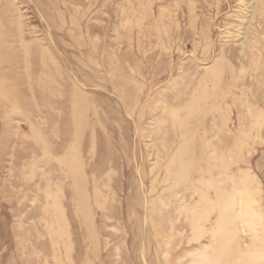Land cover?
<instances>
[{
  "label": "rangeland",
  "instance_id": "374dc122",
  "mask_svg": "<svg viewBox=\"0 0 264 264\" xmlns=\"http://www.w3.org/2000/svg\"><path fill=\"white\" fill-rule=\"evenodd\" d=\"M196 1H197V3H199V6L195 10L196 18L199 21H204V22L210 23V24H207L208 30H211V32H210L211 35H209L210 38H212L214 40L217 39L221 43H223V42H225V40H227V41H231V42L236 41L239 44V43L244 42L246 40L247 42L257 43L260 46H264V21H262L261 23H255V24L251 23L250 24L251 15H252L253 10H254L253 3L251 0H221L219 2L221 4L220 9H222V10L219 13H217L218 12V10H217L218 5L216 3H212V5L209 6L210 12H208L205 8H202V6H201V2L203 0H196ZM4 2H7V0H1V2H0L1 10L4 7V4H3ZM8 2L11 3L10 14L13 17V23H12L13 27L12 28H18L19 27L17 20H18V22L19 21H21V23L23 22L24 25L21 23H19V24H20L21 28H22V25H23V27H25V28H22V31H23L22 34L25 36V43L30 44V41H31L30 45L33 46V51L31 52L32 56L31 55L27 56L24 53H22V50H23V48L21 47L22 42L20 43V42L15 41V43H14V41H13V43L11 44V43L3 40L4 38L2 37V34L0 36V46L2 47V48L0 47V49H1L0 53L5 55L3 45H4V43H6L5 47H8L6 49L9 50V48L11 47L12 52L15 53L14 59L20 60V61L16 62L18 65L20 64L19 68L14 63H10L9 61H8L9 63L5 62V60H4L5 56H2V58L3 57L4 58H3V61L0 62V84H2V82L5 79L6 80L9 79V81H10V78H11V82H9L10 83L9 85H8V81L6 82V80H5V83H7V84H5L6 85L5 88H4V83H3V85H1L2 87L0 86L2 88L0 90V92L2 90L5 91L6 89L8 91V89H9L8 93H7V91H5L6 92L5 97H8V99L7 98L5 99V97L3 98V95L5 94V92H3L2 94L0 93V104L2 103V100L4 101L2 103L4 106H2V104L0 105V206H1L0 212H2V213H0V264H68V262H69V264H153L154 262H155L154 264H176V263L184 264V262H185V264L186 263L187 264H209V263L210 264H229L230 262H234V264L235 263L240 264L241 259H237V261H236V259L233 257L234 255H231V254H233L232 252H229V251L226 252L224 250V248L222 246L223 241H221L222 239H217V238H219L218 234H216V233L212 234V238H211L212 241H211L209 239V237H211V235H206L207 237L206 236L205 237H197L194 235L193 231L190 230L189 228H188L189 230H187V229L183 230V229H179V228L173 229L170 226V218L175 219V224H178V222L179 223L183 222L184 218H182V217H184V212H186L188 209L191 210L190 213L194 212L197 209V207L199 209L200 206L197 205L198 201H196V200L200 199L203 196V193H202V191L200 192L201 194L199 193V191L201 189H195L194 187H188V186H190L189 184H187L188 186L186 185V187H185V185H184V187H180V185H179V187L170 185L173 182V178L171 176H169L167 166H165V164L167 165L166 162L168 161V159L170 157L168 158V157L164 156L163 158H160L161 164H159V161H157V159L159 160L158 157H160L158 154L159 147L157 150V147L155 146L156 141H155V138L153 135V129L157 127L156 121H157L158 117L159 118L162 117L165 113V111L163 109V105L171 102V100H172V96H173L172 91H173L174 85H176L178 83V81L180 82L181 77H183L185 74V73H183L180 65L185 64V63H192V62L187 60V57H193L195 55L192 52L193 46H191V44H188V51L185 53V52H181L179 50V48H178L179 43L178 44L173 43V45L176 46L175 48H173V46H172L173 54L171 53V49H167L165 56H164V53H162L163 57L161 59H159L160 57L155 58L154 54H157V53H152L150 51V45L152 44V47L154 49H160V45H161L160 40H159L160 38L156 34V33H158V31L157 30L154 31L155 35H153V36H157L156 39L153 38L152 41H154V42L151 43L150 41L147 40L148 36L151 35V33H148L149 30L147 28H150L151 25H154L153 21L155 19L150 20V21H148L147 19H143L140 15L142 13V11H141V8L138 7V3L136 5L138 15H136V16L133 15L130 12L129 8L127 6H125L130 2L128 0H98L94 4L93 7H90L89 9H87V12L85 13V15L81 17L83 22L79 21L78 25L67 23V20L64 23L60 24V21H56L57 20L56 18H52V21H54L53 26H54V24H55V26L56 25H58V26H56L57 28L54 26V29L52 31L48 30L52 33L51 35H49V32L47 30L45 32V29L47 27L46 25L48 23H47V21H45L43 19V17H41L40 13L38 12V9H36L35 4L37 2L35 0H8ZM106 2L110 3V9L108 10L109 12H107L106 8H105V5H107V4H105ZM156 2L158 5V9L161 12H163L164 14H168L167 16H163L166 21L170 18L171 13L176 17H179L181 14H183L182 10H180V9H176V10L170 9V7L168 5H170L172 2H174L173 0H167V1L156 0ZM179 2L182 3V2H185V0H176V3H179ZM242 10H244V12L246 13L247 18L243 19L242 17H240ZM123 11H125V12H123ZM128 13L130 14V16H128ZM108 15L110 18L108 17ZM174 16H173V18H174ZM0 17L2 18L3 16L0 15ZM0 20L2 22V19H0ZM69 20L70 19H68V21ZM107 20H111V24L113 25V28L109 31L106 39L105 40L103 39V45H102L101 44L102 40H100L101 39L100 35H101V33L104 32V28L102 26H104L105 21H107ZM1 22H0V24H2V25H0V27L2 29L4 22H2V23ZM57 22H58V24H57ZM86 23L88 25L89 24L92 25V23H93V25H96L98 27L96 29V31L95 32L93 31V34L91 33V35L89 34V36H88V34L86 35L85 32H80V30H79V29L83 30V28L85 26H82V25H85ZM68 24H69V27H68ZM70 25L73 27H71ZM76 26H77V29H76ZM67 27H68V29H66ZM74 27H75V29H74ZM257 27H259V33H258V35H255L254 29ZM58 28H60V29L56 30ZM1 29H0V32L2 33L3 29L2 30ZM221 30H222V32H221ZM69 31H71L72 33L74 32L73 35L70 36L71 32H69ZM78 31H79V33H78ZM94 33H96V34H94ZM60 34L62 35L63 38L60 37ZM74 34H75V37H74ZM79 35H81V36H79ZM84 35L87 36L89 39L91 37L92 41H94V42H97L95 39L99 40L98 41L99 44H101V46H103L100 49L99 53L96 52V54H99V57H101L102 54H106L110 51L109 53L111 56V70L108 71L107 67L104 68V67H101L100 65L96 66V65H94L95 60L92 61V58L89 59V57H88L89 52L88 51H91V49L89 48L90 49L89 50L87 47H85L86 50L84 49V47H83V44H85V41L83 39ZM72 36L76 39L75 41H73L74 39L71 38ZM76 36H78V37H76ZM229 36H230V38H229ZM1 37L3 39H1ZM93 37H94V39H93ZM81 38H82L83 44L81 42ZM124 38H126L125 41H127V39L129 41L125 43ZM43 39H44V41H43ZM250 39L252 41H250ZM37 40H38V42H37ZM70 40H71V42H70ZM26 41H28V42H26ZM34 41H36L35 42L36 46H35ZM67 41L70 43H68ZM72 41L74 43H72ZM76 43H78L79 45ZM131 43L134 45H132ZM9 44H11L10 47H9ZM127 44H128V46H127ZM75 45H76V47H75ZM37 46L39 47V49H37L38 48ZM47 47H49V48H47ZM78 47H79V49H78ZM35 49H37L39 51V53ZM107 49H108V51L106 52ZM128 49H129V51H128ZM17 50H19V51H17ZM34 52H35V54H34ZM74 52H79V53L77 54ZM128 52L133 53V55L131 56V54H130V56L134 60V63H135L134 68L132 67L133 65L129 64V66H128V62L130 60V58L127 54ZM36 53H37V55H36ZM40 53H41V55H40ZM139 53H143V54H139ZM79 54L82 55V59H80L81 56ZM55 55H56V57H55ZM112 55H113V57H112ZM145 55H146V57H145ZM30 56H31L30 61H32V59L34 61V57H35V59H43L46 62V64L42 60V66H43V64H44V66L46 65L44 68L47 69V71L46 70L43 72L41 71L42 74H40L39 71L33 70V67H31L32 69L30 68L28 71L26 65H23V64L25 63L24 60L26 61L27 59H29L28 57H30ZM48 56H49V58H48ZM52 56L55 57L54 58L55 61L51 60ZM61 56H62V58H61ZM73 56H75V57H73ZM136 56H138L139 59ZM22 57H24V58L22 59ZM36 57H38V58H36ZM78 57H79V61L75 60V58L78 59ZM148 57L152 58L151 63L147 62ZM0 58H1V56H0ZM47 58L52 63L49 60L47 61ZM125 58L128 61L124 60ZM163 58H165L166 62H167L166 67H165V71L163 70L162 72H160L161 74L155 75L154 69L156 70V68L161 67V66H159V63L161 62V60ZM123 60H124V62H123ZM212 60H213V57H210L209 59L206 58L205 60L198 59L196 65H198L200 62V67H198L199 69H202L203 67L204 68L210 67L212 64ZM6 61H7V59H6ZM125 61L127 62L126 64H125ZM182 61H183V63H182ZM47 62H50L51 64L54 63V65L56 66L55 67L56 69H54L53 65H52V68H50L51 64L49 65ZM56 62H58V63H56ZM144 62L146 64V66H145ZM76 63L77 64L79 63V64L77 65ZM141 63H142V66H140ZM11 64H14V66ZM61 64H63V66ZM112 64H114V65H112ZM32 65H33V62H32ZM81 65H82V67H81ZM15 66H17V67H15ZM33 66L37 67L36 65H33ZM60 66H62L63 69ZM13 67H15V68H14L13 73H12ZM46 67H48V68H46ZM92 67L95 69V71L93 70ZM112 67H114V68H112ZM125 67L126 68L128 67V70L125 71V69H126ZM119 68H121L120 71H119ZM141 68H142V72H143L142 75L140 74V73H142ZM15 69H16V71H15ZM50 69H51V72H50ZM134 69H135V71H134ZM132 70H133V72H135L134 74L137 73V75H133ZM168 70H170V71H168ZM18 71H19L20 77L22 76L23 71H24L25 75H23L21 78H19L18 77L19 74L16 73L15 74L16 77L13 76L14 73L18 72ZM30 71L33 73H31ZM53 71H55V74L58 72H60V73L55 75ZM112 71L116 72L118 76H121L124 79H126L127 77H130L128 79V81L125 83H124V79L119 80V82L121 81L120 91H113L110 88L112 81L117 80L118 78H121V77H116L117 75H113ZM123 71H125V72H123ZM130 71L132 72L133 76L130 75V73H131ZM27 72H29V73H27ZM47 72H49V73H47ZM127 72H129V74ZM38 73H39V75H38ZM50 73H52V74H50ZM10 74H12V77H10L11 76ZM30 74H31V76H30ZM34 74L37 75L36 78H34V76H33ZM59 74H60V76H59ZM52 75L59 76L60 78H62L61 79L62 83H60L59 77H58L59 80H57L58 78L55 79V77L54 76L52 77ZM126 75H127V77H126ZM38 76H40V77L38 78ZM43 76H45V77H43ZM63 76L67 77V78H63ZM90 76H91V78L93 76V79L95 78V80L98 83L96 81L95 82L92 81L93 79L92 80L90 79L88 81V79H89L88 77H90ZM135 76H136V78H135ZM101 77H102V80H101ZM155 77H158V78H155ZM12 78H13V80H12ZM27 78L29 79V81ZM14 79H16V80H14ZM23 79H25V80H23ZM41 79H43L42 81H44L45 83L48 82V84L50 86H53L54 89L56 87L57 92L55 93L56 90H54V89L52 91L47 89L49 87L47 84L46 85L44 84L43 86L45 88L41 89L38 93L33 88H31L32 85H34V88H36L35 83L38 84L39 81L42 82ZM241 79L245 82V84H243V85H246V86L249 85L251 87V90L249 91L250 96L252 97V95L255 94L258 97V102H256V104L261 106V109L259 112L260 117L257 120H259V121L263 120L264 119V101H261L260 97L262 95H264V80H262V77H241ZM26 80L29 83H27ZM36 80L38 82H36ZM65 80H67L68 82L67 81L65 82ZM74 80L76 82V85L78 84L77 86L74 84V82H73ZM174 81L177 83L175 84ZM12 82H14V83L16 82L17 85L12 83ZM24 82L26 85L24 84ZM32 82H33V84H31ZM64 82H65V84H64ZM85 82H89V83L86 84ZM11 83L13 84V87H12ZM99 83H101V85ZM57 84H59V85L63 84V85L59 86ZM80 84H82V86ZM22 85L23 86L25 85L24 86L25 88H23V90L26 89L25 90V96H24V94H22V93H24V91H22V87H23ZM171 85H172V88L170 87ZM243 85L235 86L234 88H232L228 92V94L226 96H224V100H223V104H222L223 107H226V109H227L228 107L232 108L233 105L235 106L233 109H231V111H229V115L226 117V119L224 118L223 113L221 112L222 111V109H221V110H216V111H218L216 113V115L214 116L212 114L213 116L211 115V117L207 121H205V127L207 126L208 123H210L213 125L211 128L220 127V124H222L223 128H218V130L217 129L208 130L206 127L205 130H206V132H209V133L217 131V133H219L220 136L225 135V136L231 137L232 140L229 143H227L226 147L224 145L221 148L220 153L223 154L226 151H228L227 147L230 146V150L232 152L228 151L229 153L227 154V158L229 161H233V162H234V159H236L234 162L235 168L232 169L230 174H232V172L238 173V175H239L238 180H239L240 186H244V188H243L244 191L250 190L253 193H256L258 195V198L261 201L260 204L262 206H261V212L258 215H256L255 219L257 222H259L261 224L260 235L264 236V142H262L260 140V139H264V129H262L261 136L258 139L255 138L257 136V132L256 133L253 132L252 135H250V136H249V132L245 133L244 138H246V140H243V143H242L243 146H241V152H240L239 156L232 157V154L236 151L235 146L237 145L236 143L233 142L234 141V133L237 132L236 130H240V129H243L244 127H246V124L248 123V118L250 117V114L253 113L252 111H250V107H248L246 104L241 103L242 91L244 89ZM19 86H20V88H19ZM29 86H30L31 90H30ZM103 86H106V87H103ZM72 87H73V89H72ZM74 87L75 88L81 87L82 90L85 91V89H86L87 92L93 90L95 93L99 94L101 99L99 98V95L96 94V96H98L96 98L97 99L99 98V100H97L98 105H100V106L103 105L104 107L103 106L102 107L104 109L107 105L108 111H110L112 108V113H114V115L118 118V120L112 119L113 124H112V122L110 123L111 128H110V132L108 133L109 136L107 137V140L111 144V146H112V143H114L112 149L114 148V145H115V149H113L112 151L114 153L113 155L116 157L115 165H116V167H118L119 172L117 173V175L112 177L115 181L111 178L108 182H110V184L113 185V190L115 189L116 192L118 193V194H116V192L114 190L113 196L115 198V201H118L116 203H117L119 210L117 209L115 212V209H113L111 207V205L109 204L108 209L106 207H104V209H107V211L110 212V213H108V212L106 213V211L103 210L102 206H95L96 207V208H94L95 212L93 209L91 211H87L88 213L87 212L86 213H84V212L80 213L79 216L77 217L75 215V213L78 214L77 213L78 209L75 208L76 206L74 205L72 208L69 207L70 214H71L70 219L73 223V229L75 231L74 235L72 236V239H70L69 237L67 239H61L60 243L59 244L57 243V245L60 247L56 248L53 251L51 239L49 237V236H51L52 224H49L50 215L45 213V209H44V207H45L44 201L48 200V202H49V198L52 199L51 198L52 196L48 195L49 194L47 191L48 187H46V188H44V187H45V185L47 186L51 182H52L51 184H53L54 188H57V183H58V185H61L62 183H65V180L67 183L69 181V178H68L69 174L64 169V165L61 163L57 164L55 162H51V164H50V162H49V165H48L49 167H48L47 166L48 162H47V164L45 165V162H46L45 160H47V159H45V155L39 151V148L41 149V147H42L41 144L44 146V144L48 143L45 140L46 138H47V140H49V139L52 140L51 137H53L54 141L53 140L52 141L49 140V141L52 144L54 143L55 147H53L54 145L51 147V145H52L51 143H49L48 145L51 144L50 147L56 151V153H54V154H57V156L59 155L58 147L60 146V144L62 142V140H60V139H61L62 134H63V132H62L63 131V125L65 124V121L61 122V114H62L63 107L65 108L68 105V104L62 105L63 103L61 102V98L64 96L63 94H66L65 92L74 91L75 90ZM83 87L85 89H83ZM17 89H19L20 93H18ZM45 89H47V92L49 91L48 96H51V98L48 97V98H50V99H48L49 101L47 100V97H45L47 95V92ZM108 89H109V91H108ZM63 91H64V93L58 94V93L63 92ZM127 91H129V92H127ZM42 92H43V94H42ZM69 92H67V93H69ZM118 92H122V94L120 93V95H119ZM130 92H131V96H129V94H128ZM159 92H163V93L161 94ZM165 92H166V94H167V92L170 93L171 97H168L165 94ZM27 93H28V96H27ZM35 93H37L38 97H35L36 96ZM54 93L56 94V97L54 96ZM155 93L157 96H155ZM158 93H159V95H158ZM21 94L23 95V98H22ZM32 94H33V98L35 99V100H33L35 104L32 101L33 98L31 99ZM108 94L110 95V97L108 96ZM132 94H133V96H132ZM10 95H12V96H10ZM13 95H15V97ZM29 95H30V97H29ZM126 95H127V97L129 96L131 98V101L133 100L132 103L130 102V98H127ZM153 95L155 97H153ZM105 96H107L109 99L111 98V100L109 101L108 98ZM24 97H28V101L26 100V102H28L27 106H25L23 104V102L25 101ZM58 97H59L60 102H58V99H57ZM18 98H20L19 99L20 101H18ZM93 98H94V96H93ZM21 99H24V100L22 101ZM65 99H69V97L68 98L65 97ZM112 99L115 100V102ZM126 99H127V101H125ZM153 99H155V101ZM243 99H244V97H243ZM41 100H43V101H41ZM73 100H72V102H73ZM5 101L6 102L9 101V103H7V105H6ZM101 101H102V103H101ZM108 101H109V103H107ZM117 101L119 104L117 103ZM128 101H129V103H128ZM10 102H12V103H10ZM17 102H18V105H17ZM29 102H32L34 104V107L35 106L36 107L33 108L32 103H29ZM42 102L43 103L45 102L46 107H44L45 105L41 106ZM55 102H56V104H55ZM72 102L70 101L69 105H70V103H71V105H73L75 103V101L73 103ZM99 102H100V104H99ZM124 102H127L126 105L124 104ZM133 102H135V104ZM48 103H50V104H48ZM58 103H60V105H57ZM130 103H131V105H130ZM19 104H20V106L22 104V106H21L22 110L23 109L25 111L27 110L26 113L23 114L22 113L23 111L21 109H19L20 111L17 110L16 106L20 107ZM29 104H31V106H32L31 111H30L31 106H29ZM39 105L41 108H39ZM127 105H130V106L134 105L133 109H129L130 107ZM47 106L50 108H53V106H56V109H51V111H50V108L48 109ZM58 106H59V109H58ZM61 106H62V108H60ZM108 107H109V109H108ZM113 107L115 108L116 111L114 110ZM8 108H9V110H8ZM11 108H12V110L15 111L13 113V115H12L13 111H11ZM142 108H143V110H141ZM33 109H35V110H33ZM145 109H148V110H145ZM56 110H57V113H56ZM118 110H119V112H118ZM44 111H45V113L43 114L42 112H44ZM46 111L47 112L50 111L49 113H51V114L49 115V113H46ZM58 111H60V116H59ZM142 111H143V113H142L143 118L142 119H145V120L138 121L137 116H139V114ZM235 111L238 112V115L241 116V119H238L236 117L237 112H235ZM10 112H11L10 117H12V119H10V117H9ZM16 112H20V114L16 113ZM35 112H36V115H35ZM27 113H28V115H26ZM31 113H32V115H31ZM145 113H147V114H145ZM21 114H23L24 116H22ZM45 114H46V116H45ZM121 114H122V117H121ZM144 114H145L146 118H145ZM54 115H55V117L52 118ZM117 115H119V117ZM43 117H45V118H43ZM56 117L58 119H56ZM120 117L122 119H124L123 124H122V120L119 121ZM27 118H28V120H27ZM24 119H26V120L24 121ZM55 120H56L57 124H56ZM116 121H118L119 125H117L118 123ZM41 122H43V123H41ZM141 122H143V124ZM126 123H128L129 125ZM44 124L46 125L45 127H44ZM120 124H121V126H120ZM124 124H126V125H124ZM225 124H227V125H225ZM38 125H40V127ZM52 125L54 126V128H52L53 127ZM59 125H60V128H59ZM35 126H38L39 129L36 128ZM56 126H58L57 127L58 129H55ZM51 128H52V130H49ZM32 129H33V131H32ZM59 129H61L62 131L61 130L58 131ZM120 129H121V132H120L121 134L119 133ZM127 129H128V131H127ZM35 131L36 132L39 131L38 132L39 135ZM40 131H43V137H42V133ZM47 131L52 132L51 134L48 132L49 135H51L50 138L47 136L48 133H46V134L44 133ZM201 131H204L203 128H201ZM34 132L36 135H34ZM59 132L62 134L61 135L58 134ZM44 134H45L46 138L44 137ZM25 135H28V136H25ZM253 135H255V136H253ZM39 136H41L43 139L45 138L44 141L46 143L43 142V139L41 142V140H40L41 137L39 138ZM252 136H253V139H252ZM28 137H30L29 140H28ZM33 137H36V138L38 137L39 140L36 141L37 139L36 138L33 139ZM65 137H66V135L63 136V140L65 139ZM33 140H34V142L35 141L38 142L37 145L35 144L36 142L35 143L33 142ZM39 141H40V143H39ZM32 142H33V144H32ZM105 142H107V141H105ZM26 143H28V144H26ZM30 143L32 145L35 144L34 148H37V150L35 149L36 153H34L35 151L33 149V146H31ZM99 143L104 144L103 140H101V142H99ZM29 146L31 147V148H29V149H31V152L29 149H27ZM43 148H45V146ZM122 148H124V149H122ZM37 151H39V152H37ZM124 151H127V153H125ZM116 152H119V153H116ZM31 153H34V155L36 154L35 156H33V160L35 158L34 163H32L33 160L30 159V158H32V155H33ZM217 153H219V148L215 149V153H214L215 157H216ZM103 155H105V153H103V152L101 153L100 151L97 154L98 158L102 157ZM24 158H26L25 159L26 161L24 160ZM215 159L220 160V159H218V157ZM29 160H32V161L30 162ZM27 161H28V163H27ZM32 164H34L35 166ZM123 164H124V167H122ZM141 164H142V166H141ZM158 165H160V166H158ZM56 166H57V169L60 168L59 169L60 172H56V171H58L56 169ZM29 167L30 168L33 167V168H31L32 171L30 170ZM54 167H55V169H54ZM143 167H145V168H143ZM158 168H159V170H158ZM45 169H47L48 171H46ZM63 169L65 172L63 171ZM215 169L224 172V167L221 166V164L216 166ZM33 170H35V172H33ZM122 170H123V172H122ZM53 171L55 173V176H53ZM62 171L65 173V174L63 173L64 176H62L63 174H61ZM144 171H146V173ZM47 173L50 174L49 175L50 177L48 176L49 177L48 179H47ZM115 173H113V174H115ZM35 174L37 175L36 176L37 180L34 178ZM38 174H41V175L39 176ZM230 174L228 175L229 177H231ZM30 175L32 177H30ZM164 176H165V178H164ZM63 177H64V180H63ZM51 178H53V179H51ZM132 178L134 179V181ZM193 178H195L198 182H203V180L199 181L200 178H197V177H192L191 178L192 181H196ZM42 179H43V181H42ZM44 179L46 181H44ZM49 179L51 182L48 181ZM112 180H113V182H111ZM131 180H132V182H131ZM31 181H32L33 186H30ZM227 181H228V179H225V180L222 179L221 183L218 182L217 185L219 187L220 186L223 187L224 184L227 183ZM46 182H49V183H46ZM129 182H130V184H129ZM168 182H170V183H168ZM131 183H132V185H131ZM244 184H247V185L245 186ZM129 185H130V188H128ZM228 185H229V183H228ZM228 185L226 186V188L223 189L222 194H224V195L228 194L229 188H230ZM29 186H30V189H29ZM124 186H126V187H124ZM140 186H141V188H140ZM172 186L174 187V189H173L172 193L171 192L169 193V191H171L170 189L173 188ZM31 187L32 188L34 187L36 189H34V188L31 189ZM132 187H133V189H132ZM175 188L176 189L178 188L179 191L175 192L176 191ZM105 189L106 190H104V191H108L109 187L106 186ZM130 189H131V192H128V190H130ZM190 189H193L191 191L194 193H191V191H189ZM163 191H165V193ZM161 192L163 193L162 195H161ZM173 192H175V193H173ZM110 193H111V191L108 193L106 192L107 195H105V192L103 194L105 196L110 197V195H109ZM112 193H113V191H112ZM128 193L130 194V196ZM166 193H168V196L166 195ZM67 194L64 195L63 197L68 199L69 201H71V203L72 202L77 203V200L75 197H73V195H69V193H67ZM142 194H144L146 197L144 195L142 196ZM169 194H170V196H169ZM198 194H200V196ZM46 195H47V197H46L47 200L44 197ZM212 195L214 197H216V199H217V196L215 193H212ZM198 196L200 198H198ZM168 197H170V199ZM41 198L42 199L44 198L43 199L44 201ZM94 198L95 197L93 195L90 196V200L93 203H94ZM137 198H139L138 200H139V202L141 201V203H139L138 200H136ZM162 199H164V200H162ZM68 200H66V201H68ZM126 200H127V202H126ZM152 200H153V204L151 202ZM172 200L173 201L175 200V205H174V202H172ZM217 201L220 202L221 198H219ZM50 202H51V200H50ZM133 202L135 203V205ZM157 202H160V204H158ZM240 202H241V200H236L234 203L236 213L233 212L234 213L233 219L236 221H235V224H233V225L236 226V229H237V235H236V239L234 241V247H236V248L241 247V248L246 250L249 248V246L253 242V239H251V237H253V234L251 232V227H249L247 223L239 222V221H241V219L239 217H237V214H239ZM130 203H131V205H130ZM169 203H171V204H169ZM176 203L178 204V206H176ZM49 204H51V203H49ZM137 204H139V205H137ZM94 205H95V203H94ZM133 205H134V207H133ZM190 205H192V208ZM33 206H34V209H33ZM128 206H129V208L127 209ZM171 206H172V208H171ZM46 207H47V205H46ZM131 207H133V208H131ZM217 207H218V209H220L219 206H217ZM217 207L215 209H213L214 215H213V212H211V214H210V216H211L210 222L211 223L210 222L206 223V227L208 230L210 229L211 226H212L211 229H218L219 228V224L216 226V224L218 222L215 220L217 218V215L220 213L221 209L218 210ZM1 208H4V209L1 210ZM200 209H201V207H200ZM96 210H98V211L96 212ZM157 210H158V212H156ZM34 211L36 212L35 217H33V213H32ZM117 211L119 212V214ZM187 212H189V211H187ZM155 213H158V214L160 213V214L156 215ZM162 213H165V214L167 213V214L165 215ZM110 214L111 215L114 214L113 215L114 217L111 216ZM129 215H130V220L128 219ZM152 215L156 216L154 218L155 220L152 219L153 221L152 222L150 221V225L148 226V224L146 223L147 218L151 217ZM73 216H74V220H73ZM86 217H89V218L92 217L94 219V221H95L94 228L93 227L87 228L86 223H88L89 220ZM118 217H120L119 220L117 219ZM131 217H132V220H131ZM158 219H159V222H158ZM134 220H135V222H134ZM137 220H138V222H136ZM140 221L142 222V224ZM156 222H158L159 224ZM131 223L133 224V226ZM46 224H47V226H46ZM118 224H120L121 227ZM139 224H140V228L137 227V225H139ZM154 224H155L156 230L154 229L155 227H153ZM211 224H213V225H211ZM135 225H136V228H135ZM162 226L165 228H163ZM122 227H124V228H122ZM125 228H127V229L124 230ZM139 229H141V231L143 233L137 234V232H139ZM163 229L165 232L167 231L166 235H165L167 240H165V237L163 236L165 234ZM166 229H169V231ZM77 230L80 231V234H79V231H77ZM84 230H85V232H84ZM175 230H177V233ZM124 231H125V236H123ZM126 231H127V233H126ZM154 231L157 233L158 237H156V234ZM182 231H183V233H182ZM186 231H188V232H186ZM121 232H122V234L120 235ZM180 233H181V235H180ZM141 234H142V237H140ZM171 234H172V236H171ZM183 235H184V237H183ZM85 236H86V238H85ZM96 237H97V239H96ZM159 237H160V239H159ZM185 238H186V242H185ZM152 239H153V241H152ZM138 240H139V243L136 244L138 242ZM193 240H195V241H193ZM68 241L71 242V244H72V247L69 248V250L67 249V244L69 243ZM157 242H158L159 246L156 244ZM263 242H264V239H263ZM218 246H221V247H219V250L217 249ZM263 247H264V245H263ZM137 248H139V250ZM141 251H143V252H141ZM154 251H156V252H154ZM175 252H176V254H175ZM55 253L57 256H55ZM140 253H141L142 257L140 256ZM166 254H168L167 255L168 258L167 257L165 258ZM154 257H156L158 259V261H156L157 259L155 260ZM204 257L208 258L209 263L207 261H205V262L202 261V260H204ZM64 258H66V259H64ZM63 260L66 262H62ZM164 260H167V261H164ZM54 261H55V263H54ZM188 261H190V262H188ZM261 263L264 264V258H263V260L259 261L257 264H261Z\"/></svg>",
  "mask_w": 264,
  "mask_h": 264
},
{
  "label": "bare ground",
  "instance_id": "6f19581e",
  "mask_svg": "<svg viewBox=\"0 0 264 264\" xmlns=\"http://www.w3.org/2000/svg\"><path fill=\"white\" fill-rule=\"evenodd\" d=\"M35 1L37 2L36 4L34 3L35 6H36V9H38V12L40 13L41 17H43V19L45 21H47V23H48L46 25L47 27L45 29V32H46V30L47 31L48 30L52 31L54 29L55 24L53 26L54 21H52V18H56L57 19L56 21H60V24L64 23L66 20H67V23H71V24H74V25H78L79 21L83 22L81 17L84 16L85 13L87 12V9H89L90 7H93L94 4L98 0H35ZM128 1H130V2L127 5H125V6H127L129 8L130 12L133 15H135V16L138 15L137 6H136L137 3H138V7H140L141 11H142V13L140 15H141V17L143 19H147L148 21L155 19L153 21L154 25H151L150 28H147L149 30L148 33H151V35H152V36L151 35L148 36V38H147L148 41H150L152 43V42H154V41H152L153 38L156 39L157 36L160 38L159 39L160 40V44H161L160 45V49H154L152 47V44L150 45V51L152 53H157V54H154L155 58L160 57L159 59H161L163 57L162 53H164V56H165L167 49H171V53L173 54L172 46H173V48L176 47V46L173 45V43H175V44L179 43L178 44L179 50L181 52H185V53L188 51V44H191V46H193L192 52H193V54H195L193 57H187V60L192 62V63L182 64L183 63V61H182V63H181L182 65H180V66L182 68L183 73H185V74H184L183 77H181V81L180 82L178 81V83H177V82L174 81L175 84L176 83L177 84L174 85V88H173V91H172V94H173L172 100H171V102L166 103V104L163 105V109H164L165 113H164V115L162 117H160V118L158 117V119L156 121L157 127L153 129V135H154V138H155V141H156L155 146L157 147V150H158V147H159L158 154H159L160 157H158L159 160L157 159V161H159V164H161L160 163V160H161L160 158H163L164 156L168 157V158L170 157L167 162L165 161L167 163V165L165 164V166H167L168 174H169V176H171L173 178V182L170 185L177 186V187H179V185H180V187H184V185H185V187H186V185L189 184L190 186L187 185L188 187H194L195 189H201L199 191V193L201 191L203 193V196L201 198L199 197L201 193L198 194L199 195L198 198H200V199L196 200V201H198L197 205H199L201 207V209H200V207H199V209L197 207V209L194 212H192V213H190L191 210L188 209L187 211H189V212H187V211L184 212V217H182V218H184L183 222H180V223L178 222V224H175V219H171L170 218V226L173 229L174 228H176V229L179 228V229H183V230L184 229H187V230L190 229V230L193 231L194 235L197 236V237H205L206 235H211V237H209L210 240L212 238V234L216 233V234L219 235V238H217V239H222L221 241H223L222 242L223 243L222 246H223L224 250L226 252L227 251L232 252L233 254H231V255H234L233 257L236 259V261H237V259H241L240 264H257L259 261L263 260V258H264V247H263V245H264V242H263L264 236L260 235L261 224L259 222H257L256 219H255L256 215H258L261 212V206H262L260 204L261 201L259 200L258 195L256 193H253L250 190L249 191L248 190L244 191V189H243L244 186H240V183H239V180H238V177H239L238 173L232 172V174H230L232 169L235 168L234 167V162L236 160V159H234V162H233V161H229L228 158H227V154L229 152H232L230 150V146L227 147L229 152L226 151L223 154L220 153L221 148L224 145L226 147L227 143H229L232 140L231 137L225 136V135L224 136H220L219 133H217V131L209 133V132H206V130H205L206 127H207L208 130H212V129L213 130L214 129L218 130V128H223L222 124H220V127L211 128L213 125L208 123L207 126L205 127V121H207L211 117L212 114L215 116L216 113L218 112L216 110H221V109H222L221 112L223 113V116L226 119V117L229 115V111H231V109H233L235 106L233 105L232 108L228 107L227 109H226V107H223L222 104H223L224 96H226L228 94V92L232 88H234L235 86L245 84V82L241 79V77H262V80H264V46H260L257 43L247 42L246 40L244 42L239 43V44L236 41H232L231 42V41H227V40H225V42L221 43L217 39L214 40V39L210 38L209 35H211L210 34L211 30H208V25H207V24H210V23L209 22H204V21H199L196 18L195 10L199 6V3H197L196 0H185V2H182V3H180V2L176 3V0H173L174 2H172L170 5H168L166 3L170 7V9H175V10L176 9H180L183 12V14H181L179 17H176V16H174L171 13L170 18L167 21L164 19L163 16H167L168 14H164L163 12H161L158 9V5H157L156 0H128ZM164 1H167V0H164ZM219 1H221V0H203L201 2V6H202V8H205L208 12H210L209 11L210 10L209 6L212 5V3H216L218 5V7L216 6L217 10H218L217 13H219L222 10V9H220V5L221 4H220ZM251 1L253 3L254 10H253V13L251 15L250 24L251 23H253V24L261 23L262 21H264V0H251ZM0 2H1V0H0ZM3 4H4V7L2 6L3 9L1 10V8H0V10H1L0 11V15L3 16V17L2 18L0 17V19H2V22H4V24H3V28H2L3 31H2V33L0 32V36L2 34V37L4 39L2 37H1V39H3L6 42H9L11 44L13 43V41H14V43H15V41L20 42V43L22 42L21 43V47L23 48L22 53H24L27 56L28 55L32 56L31 52L33 51V46L30 45L31 41H30V44H26L25 43V36L22 34V32H23L22 28H25V27H23V25H24L23 22L21 23V21L18 22V20H17V23H18L19 27L18 28H12L13 27L12 26L13 17L10 14V9H11L10 5H11V3H9L8 0H7V2H4ZM105 4H107V5H105L106 11L109 12L108 10L110 9V3L106 2ZM123 12H125V11H123ZM241 12L242 13L240 14V17H242L243 19L247 18L246 17V13L244 12V10H242ZM128 16H130L129 13H128ZM173 16H174V18H173ZM108 17H109V15H108ZM68 19H70V20L68 21ZM0 22H1V20H0ZM19 23L23 24L22 28H21ZM57 24H58V22H57ZM86 24L82 25V26H85L83 28V30L82 29H79V30H80V32H85L86 35L88 34V36H89V34L91 35V33L93 34V31L95 32L96 29L98 28L96 25H93V23H92V25L91 24H89V25L87 24L86 25ZM0 25H2V24H0ZM56 26H58V25H56ZM68 27H69V24H68ZM68 27L66 29H68ZM71 27H73V26H71ZM102 27L104 28V32L101 33V35H100L101 39L100 40H102L101 44L103 45V39L104 40L106 39L109 31L113 28V25L111 24V20L105 21V24ZM0 29H1V27H0ZM59 29L60 28H58L56 30H59ZM74 29H75V27H74ZM76 29H77V26H76ZM155 30L158 31V33H156L157 36H153V35H155V33H154ZM254 31H255L254 34L258 35L259 27L255 28ZM48 32H49V35L52 34L50 31H48ZM69 32H71V31H69ZM221 32H222V30H221ZM73 33L71 32L70 36L73 35ZM78 33H79V31H78ZM94 34H96V33H94ZM79 36H81V35H79ZM60 37L63 38L61 34H60ZM74 37H75V34H74ZM74 37L73 36L71 37V38L74 39L73 41L76 40ZM76 37H78V36H76ZM126 38H124V41H125ZM229 38H230V36H229ZM83 39L85 41V44H83L82 38H81V42L83 44L84 49L86 50L85 47H87L88 49L89 48L91 49V51H88L89 52L88 53V57H89V59L92 58V61L95 60L94 65H96V66L100 65L101 67H104V68L107 67L108 71L111 70V56H110V53H109L110 51L108 53H106V54H102V56L99 57V54H96V52L99 53L100 49L103 47V46H101V44H99V42H98L99 40L95 39L97 42H94V41H92L91 37L89 39L85 35H84ZM93 39H94V37H93ZM71 40H70V42H71ZM43 41H44V39H43ZM73 41H72V43H74ZM128 41L129 40L127 39V41H125V43L128 42ZM250 41H252V40L250 39ZM26 42H28V41H26ZM35 42L36 41H34V43ZM37 42H38V40H37ZM70 42H68V43H70ZM5 44L6 43H4V45H3L5 55L0 53V56H1L0 62L3 61L4 57L2 58V56H5V59H4L5 62L9 61L10 63H14L19 68L20 64L18 65L16 62L20 61V60L19 59H14L15 53L12 52V50H11V47H10L11 44H9V47H10L9 50L6 49L8 47H5ZM76 44H78V43H76ZM132 45H134V44H132ZM35 46H36V43H35ZM127 46H128V44H127ZM75 47H76V45H75ZM47 48H49V47H47ZM37 49H39V47ZM37 49H35V50L38 51ZM78 49H79V47H78ZM17 51H19V50H17ZM107 51H108V49L106 50V52ZM128 51H129V49H128ZM38 53H39V51H38ZM74 53L78 54L79 52H74ZM34 54H35V52H34ZM127 54H128V56L130 58V60L128 62V66L130 64V65H133L132 67L134 68V64L135 63H134V60L131 57L133 55V53L128 52ZM130 54H131V56H130ZM139 54H143V53H139ZM36 55H37V53H36ZM40 55H41V53H40ZM31 56L28 57L29 59H27L26 61L24 60L25 63L23 64V65H26L28 71H29V69L31 67H33V70L39 71L40 74H42V72L45 71V70L47 71V69L44 68L46 65L44 66V64H43V66H42V60L43 59H35V57H34V61H33V59H32V61H30ZM53 56H52L51 60L55 61L54 58L56 57V55H55V57H53ZM80 56H81L80 59H82V55H80ZM138 56H136V57L138 58ZM73 57H75V56H73ZM79 57H78V59L75 58V60L79 61ZM112 57H113V55H112ZM145 57H146V55H145ZM210 57H213L211 66L210 67H205V68L203 67L204 69L203 68L199 69L198 67H200V62H199L198 65H196L198 59L205 60L206 58L209 59ZM23 58L24 57H22V59ZM36 58H38V57H36ZM48 58H49V56H48ZM48 58H47V61L49 60ZM61 58H62V56H61ZM6 59H7V61H6ZM124 60H126V58ZM124 60H123V62H124ZM126 61H128V60H126ZM126 61H125V64L127 63ZM32 62H33V65H36L37 67L33 66ZM50 62H47V63L50 65L52 63V62L51 63ZM147 62L151 63L152 62V58L148 57ZM44 63L46 64L45 61H44ZM56 63H58V62H56ZM14 64H11V65L14 66ZM144 64H145V62H144ZM166 64H167L166 59L163 58L161 60V62L159 63V66H161V67L160 68L159 67L156 68V70L154 69L155 75L161 74L160 72H162L163 70L165 71ZM52 65L54 66V69H56L55 68L56 66L54 65V63L51 64L50 68H52ZM61 65L63 66V64H61ZM112 65H114V64H112ZM17 66H15V67H17ZM62 66H60V67H62ZM140 66H142V63L140 64ZM145 66H146V64H145ZM15 67H13L12 73H13V70H14ZM81 67H82V65H81ZM46 68H48V67H46ZM112 68H114V67H112ZM62 69H63V67H62ZM93 70L95 71L94 68H93ZM120 70H121V68H119V71ZM126 70H128V67L125 69V71ZM15 71H16V69H15ZM125 71H123V72H125ZM134 71H135V69H134ZM168 71H170V70H168ZM50 72H51V69H50ZM53 72L55 74V71H53ZM132 72H133V70H132ZM132 72L130 73L131 76L137 75V73L134 74L135 72H133V75H132ZM141 72H142V68H141ZM16 73L19 74V71L15 72L13 76H15ZM22 73H21L22 76L25 75L24 71ZM27 73H29V72H27ZM31 73H33V72H31ZM39 73H38V75H39ZM47 73H49V72H47ZM58 73H60V72H58ZM58 73H56V74H58ZM127 73L129 74V72H127ZM50 74H52V73H50ZM112 74L113 75H117V73L114 72V71H112ZM140 74L142 75L143 72L140 73ZM10 75L9 76L12 77V74H10ZM55 75H52V77L54 76L55 79H57L60 76V74H59V76H55ZM30 76H31V74H30ZM33 76H34V78H36L37 75L34 74ZM18 77L21 78L20 74H19ZM39 77L40 76H38V78ZM43 77H45V76H43ZM116 77H121V76L117 75ZM126 77H127V75H126ZM59 78L57 80H59ZM63 78H67V77L63 76ZM88 78H89L88 81L90 79L92 80L93 76H92V78H91V76L88 77ZM129 78L130 77H127L126 79H124L123 77H121V78H118L117 80L112 81V83L110 85L111 90L120 91V86H121L120 83H121V81L119 82V80L120 79H124V83H125V82L128 81ZM135 78H136V76H135ZM155 78H158V77H155ZM43 79H41V81ZM61 79L62 78H60V83H62ZM5 80L2 82V84H0V86H1L4 83V88L6 86L5 84H7V83H5ZM12 80H13V78H12ZM14 80H16V79H14ZM23 80H25V79H23ZM101 80H102V77H101ZM7 81H8V85H9L10 84L9 82H11V78H10V81H9V79L6 80V82ZM28 81H29V79H28ZM28 81H27V83H29ZM66 81L67 80H65V82ZM92 81L95 82L96 81L95 78ZM36 82H38V81L36 80ZM39 82H38V84L35 83L36 88H34V85H32V87H31L35 91H37V93L41 89L45 88L43 86L44 84L45 85L47 84L49 86V87L47 86L48 87L47 89H49L50 91H52L54 89V87L50 86L48 84V82H46V83L44 81H42L40 83ZM65 82H64V84H65ZM73 82L76 85L75 80ZM12 83H14V82H12ZM12 83H11V85L13 87ZM85 83L87 84L89 82H85ZM14 84L17 85L16 82ZM24 84H25V82H24ZM31 84H33V82ZM99 84L101 85V83H99ZM57 85H59V84H57ZM62 85L63 84H61L59 86H62ZM80 85L82 86V84H80ZM24 86L22 87V91H24V93H22V94H24V96H25V90L26 89L23 90V88H25ZM1 87H0V90L2 89ZM103 87H106V86H103ZM170 87L172 88V85ZM243 87H244V89L242 91L241 103L242 104H246L248 107H250V111H252L253 113L250 114V117L248 118V123L246 124V127H244L243 129H240V130H236L237 132L234 133V141L233 142L236 143L237 145L235 146L236 151L232 154V157L239 156V154L241 152V146H243L242 145L243 140H246V138H244L245 137V133L249 132V136H250V135H252L253 132L254 133L257 132V136L255 138L258 139L261 136L262 129H264V119L260 120V121L257 120L260 117L259 112H260V109H261V106L256 104V102H258V97L255 94H253L252 97L250 96L249 91L251 90V87L249 85L248 86L243 85ZM19 88H20V86H19ZM29 88H30V86H29ZM31 88H30V90H31ZM76 88L74 87L75 90L72 91V92L71 91L70 92L67 91L69 93L65 92L66 94H63L64 96L61 98V102L63 103L62 105H67V104L68 105L65 108L63 107L62 114H61V122L65 121V124L63 125V131L61 129L58 130V131L61 130L63 132V134L60 133V132L58 133L60 135L62 134V137L60 139V140H62V142H61L60 146L58 147L59 155L57 156V154H54V153H56V151L53 148H51L53 145H54L53 147H55V144L54 143L52 144L50 142V141L53 140V137H51L52 140L49 139L50 136H51V135H49V133L51 134L52 133L51 131L44 132L45 134L49 132L47 136L49 137L48 139L50 141L47 140V138H46V136L44 134V137L46 138V139L45 138L44 139L48 143H46L44 141V139L42 138L43 137V131H40L42 133V137L39 136V138L41 137V139H40L41 142H42V139H43V142L46 143V144L43 143L45 148H43L44 146L42 144H41V146H42L41 149L39 148V151L41 153H43L45 155V159H47V160H45L46 162L44 161L45 165L47 164V162H48L47 166L49 165V162H50V164H51V162H55L57 164L61 163V164L64 165V169L69 174L68 175L69 181L66 183V180H65V183H62L61 185H58V183H57V188L53 187V184H51L52 182L49 179L48 181L51 182V183L46 182V183H49L48 184L49 186L45 185L44 188L48 187V189H47V191L49 193L48 195L49 196L51 195L52 199L49 198V202H48V200L46 198L47 195L44 196L47 201H44L43 200L44 198L43 199L41 198L45 202L44 203L42 201L45 204V207H44L45 213L50 215L49 224H52V231H51V236H49V237L51 239L53 251L56 248L60 247V246L57 245V243L59 244L61 239H67L68 237L70 239H72V236L74 235L75 231L73 229V223H72V221L70 219V215L71 214H70L69 207L72 208L74 205L76 206L75 208L78 209V211H77L78 214L75 213V215L77 217L79 216L80 213H83V212L86 213L87 211L93 210L94 208H96L95 206H102L103 210H105L106 213L107 212L110 213L109 211H107V209L109 207V204L111 205V207L113 209H115V212H116L117 209L119 210V208L117 206V203H116L118 201H115V198L113 196L115 189L113 190V185L110 184V182H108L112 177L117 175V173L119 172L118 171V167H116V165H115L116 157L113 155L114 153L112 151L113 149H115V145H114V148L112 149L114 143H112V146H111V144L107 140V137L109 136L108 133L110 132V128H111L110 123L112 122V119L118 120V118L114 115V113H112V108H111L110 111H108L107 110V105H106L105 109L103 108L104 107L103 105H102L103 107L98 105L97 100H99V98H100L99 94L95 93L93 90L87 92L84 87H83V89H85V91L82 90L81 87L80 88L78 87L77 89ZM47 89H45L46 92H47ZM72 89H73V87H72ZM54 90H56V87H55ZM5 91H7V89ZM5 91L2 90L0 93L2 94ZM8 91H9V89H8ZM8 91H7V93H8ZM17 91H18V93H20L19 89H17ZM108 91H109V89H108ZM48 92H47V95L45 96V97H47V100L51 98V96H48ZM56 92H57V90L55 91V93ZM127 92H129V91H127ZM131 92L128 93L129 96H131ZM168 92H167V94L165 92V94L168 97H171L170 93H168ZM37 93H35V95H36L35 97H38ZM55 93H54V96L56 97ZM61 93H64V91L60 92L58 94H61ZM118 93H119V95H120V93L122 94V92H118ZM159 93L162 94L163 92H159ZM159 93H158V95H159ZM42 94H43V92H42ZM96 94L99 95L98 99L96 98V97H98V96H96ZM5 95H6V92L3 95V98L5 97ZM10 96H12V95H10ZM13 96L15 97V95H13ZM27 96H28V93H27ZM93 96H94L95 99L93 98ZM108 96L110 97L109 94H108ZM129 96L127 97V95H126L127 98H130ZM132 96H133V94H132ZM155 96H157L156 93H155ZM155 96L153 95V97H155ZM29 97H30V95H29ZM48 97H50V98H48ZM65 97L66 98L69 97V99H65ZM105 97H107V96H105ZM243 97H244V99H243ZM6 98L8 99V97H5V99ZM22 98H23V95H22ZM24 98H25V101H24L25 103L23 102V104L25 106H27L28 102H26V100L28 101V97H24ZM32 98H33V94L31 95V99ZM19 99L20 98H18V101H20ZM57 99H58V102H60L59 101V97ZM260 99H261V101H264V95H262L260 97ZM21 100L23 101L24 99H21ZM33 100H35V99L33 98L32 101ZM72 100H73V102L75 101V103L73 105H71V103H70V105H71L70 106L69 102L70 101L72 102ZM108 100L110 101L111 98L110 99L108 98ZM153 100L155 101V99H153ZM41 101H43V100H41ZM109 101L107 103H109ZM113 101L115 102V100H113ZM125 101H127V99ZM132 101H131V98H130V102L131 103H132ZM3 102L4 101L2 100V103ZM7 103H9V101L6 102V105H7ZM10 103H12V102H10ZM29 103H32V102H29ZM33 103H34V101H33ZM33 103H32V106H33V108H35L36 107V106L34 107L35 103L34 104ZM101 103H102V101H101ZM117 103H118V101H117ZM126 103L127 102H124L125 105H126ZM128 103H129V101H128ZM131 103H130V105H131ZM133 103L135 104V102H133ZM48 104H50V103H48ZM55 104H56V102H55ZM99 104H100V102H99ZM17 105H18V102H17ZM43 105H45V102L44 103L42 102L41 106H43ZM57 105H60V103H58ZM130 105H127V106L130 107V108L129 107L128 108L129 109H133L134 105H132V106H130ZM2 106H4V105L2 104ZM19 106H20V104H19ZM21 106H22V104H21ZM21 106L20 107L16 106L18 111H20L19 109L22 108ZM29 106H31V104H29ZM32 106L30 107V111L32 109ZM44 107H46V105ZM9 108H8V110H9ZM39 108H41L40 105H39ZM47 108L49 109L50 107L47 106ZM60 108H62V106ZM51 109H56V106H53V108H50V111H51ZM58 109H59V106H58ZM108 109H109V107H108ZM33 110H35V109H33ZM114 110H115V108H114ZM141 110H143V108ZM145 110H148V109H145ZM11 111H13L12 112V115H13V113L15 111L12 110V108H11ZM22 111H23L22 112L23 114L27 112V110L25 111L24 109ZM50 111H48V112L46 111V113H49ZM58 112H59V116H60V111H58ZM118 112H119V110H118ZM235 112H237V111H235ZM16 113L20 114V112H16ZM28 113L26 115H28ZM42 113L44 114L45 111L42 112ZM56 113H57V110H56ZM142 113H143V111L139 114V116H137L138 121L145 120V119H142L143 118V114ZM23 114H21V115L24 116ZM50 114L51 113H49V115ZM145 114H147V113H145ZM145 114H144V116H145ZM10 115H11V112L9 114V117H10ZM31 115H32V113H31ZM35 115H36V112H35ZM45 116H46V114H45ZM117 116L119 117V115H117ZM54 117H55V115L52 118H54ZM121 117H122V114H121ZM236 117L238 119H241V116L238 115V112H237ZM28 118H27V120H28ZM43 118H45V117H43ZM120 118H119V121L122 120V124H123V120L124 119H122V118L120 119ZM145 118H146V116H145ZM10 119H12V117H10ZM56 119H58V118L56 117ZM25 120L26 119H24V121ZM55 122H56V120H55ZM116 122L118 123V121H116ZM41 123H43V122H41ZM141 123L143 124V122H141ZM45 124H44V127L46 126ZM56 124H57V122H56ZM112 124H113V122H112ZM126 124H128V123H126ZM126 124H124V125H126ZM117 125H119V123ZM225 125H227V124H225ZM38 126L40 127V125H38ZM38 126H35V127L39 129ZM120 126H121V124H120ZM57 127L58 126H56L55 129H58ZM52 128H54V126ZM52 128L49 129V130H52ZM59 128H60V125H59ZM201 128H203L204 131H201ZM32 131H33V129H32ZM127 131H128V129H127ZM35 132H34V135H36ZM38 132L39 131H37L36 133H38ZM120 132H121V129L119 130V133ZM38 135H39V133H38ZM64 135H66V137L63 140V136ZM25 136H28V135H25ZM253 136H255V135H253ZM253 136H252V139H253ZM29 138L30 137H28V140H29ZM35 138L36 137H33V139H35ZM39 138L37 137L36 141H38ZM101 140H103V143L105 141H107V142H105L104 144H100L99 142H101ZM260 140L262 142H264V139H260ZM33 142H34V140H33ZM33 142H32V144H33ZM37 143L38 142H36L35 144L37 145ZM39 143H40V141H39ZM49 143L52 144V145L50 144L51 147H50V145H48ZM26 144H28V143H26ZM32 144H31V146H33L34 151H35V149L37 150V148H34L35 144L34 145H32ZM29 148H31V147L29 146L27 149H29ZM218 148H219V153H217L216 157H215V155H214L215 149H218ZM122 149H124V148H122ZM29 150L31 152V149H29ZM39 151H37V152H39ZM99 151L101 153L102 152L105 153V155H103L102 157L98 158L97 154L99 153ZM124 152L127 153V151H124ZM34 153H36V151ZM34 153H31V154H33L32 158H30L32 160H33V156L36 155V154L34 155ZM116 153H119V152H116ZM217 157L220 160H216L215 158H217ZM26 158H24V160ZM32 160H29V161L31 162ZM34 161H35V158H34L32 163H34ZM27 163H28V161H27ZM220 164H221V166L224 167V172L215 169L216 166H218ZM32 165H34V164H32ZM57 166H56V169H57ZM141 166H142V164H141ZM158 166H160V165H158ZM122 167H124V164L122 165ZM31 168H33V167H31ZM31 168H30V170H31ZM143 168H145V167H143ZM54 169H55V167H54ZM59 169H57L58 171H56V172H60ZM64 169H63V171H64ZM45 170L48 171L47 169H45ZM158 170H159V168H158ZM63 171H62L61 174H63L65 172V171L64 172ZM33 172H35V170H33ZM122 172H123V170H122ZM144 172L146 173V171H144ZM113 173H115V174H113ZM64 174L62 176H64ZM229 174L231 175V177L228 176ZM38 175L40 176L41 174H38ZM49 175L50 174L47 173V179L50 177ZM34 176H35L34 178L37 180V178H36L37 175L35 174ZM53 176H55L54 171H53ZM30 177H32V176L30 175ZM192 177L200 178L199 181L203 180V182H198L195 178H193V179H195L196 181H192V179H191ZM164 178H165V176H164ZM51 179H53V178H51ZM222 179L223 180L228 179V181H227V183L224 184L223 187H221V186L219 187L217 185V183L218 182L221 183ZM63 180H64V177H63ZM113 180L111 182H113ZM42 181H43V179H42ZM44 181H46V180L44 179ZM133 181H134V179H133ZM131 182H132V180H131ZM30 183H31L30 186H33L32 181ZM168 183H170V182H168ZM228 183H229V185H228ZM129 184H130V182H129ZM131 185H132V183H131ZM227 185L230 187L229 188V192H228L227 195H224V194H222L223 193V189L226 188ZM244 185L246 186L247 184H244ZM30 186H29V189H30ZM106 186L109 187L108 191H104V190H106L105 189ZM124 187H126V186H124ZM33 188L31 187V189H33ZM128 188H130V185H129ZM140 188H141V186H140ZM34 189H36V188H34ZM132 189H133V187H132ZM173 189H174V187L170 189L171 191L168 190L169 193L170 192L172 193ZM193 189H190L189 191H191ZM175 190H174L175 192L179 191L178 188L177 189L175 188ZM110 191H111V193L109 194L110 197L105 196V195H107L106 192L108 193ZM112 191H113V193H112ZM104 192H105V195L103 194ZM115 192H116V190H115ZM128 192H131V189L128 190ZM163 192L165 193V191H163ZM175 192H173V193H175ZM67 193H69V195H73V197L76 198L77 203H73L72 202L73 203L72 204L71 201H69L68 199L64 198L63 196L66 195ZM191 193H194V192L191 191ZM212 193L216 194L217 199H216V197H214L212 195ZM116 194H118V193L116 192ZM162 194L163 193L161 192V195ZM92 195L95 197L94 198L95 205L90 200V196H92ZM143 195L144 194H142V196ZM166 195L168 196V193H166ZM129 196H130V194H129ZM169 196H170V194H169ZM168 198L170 199V197H168ZM219 198H221L220 202L217 201ZM138 199L139 198H137L136 200H138ZM50 200H51V202H50ZM66 200H68V201H66ZM162 200H164V199H162ZM236 200H241L240 206H239V214H237V217H239L241 219V221H239V222L247 223L248 226L251 227V232L253 234V237H251V239H253V242L249 246V248L246 249V250L241 248V247H237V248L234 247V241H235L236 235H237L236 226L233 225V224H235V221H236V220L233 219V214L236 213V210H235V207H234V203H235ZM126 202H127V200H126ZM138 202H139V200H138ZM151 202L153 204V200ZM172 202H174V205H175V200L174 201L172 200ZM49 203H51V204H49ZM139 203H141V201ZM157 203L160 204V202H157ZM177 203H176V206H178ZM169 204H171V203H169ZM46 205H47V207H46ZM130 205H131V203H130ZM134 205H135V203H134ZM134 205H133V207H134ZM137 205H139V204H137ZM190 206L192 208V205H190ZM217 206H219V208L221 209L220 213L217 215V218L215 220V221L218 222L216 224V226L219 224V228L218 229H211L212 228V226H211L210 229L208 230L207 227H206V223L210 222V219H211L210 218L211 217L210 214H211V212H213V209H215ZM104 207H106L107 209H104ZM133 207H131V208H133ZM128 208H129V206L127 207V209ZM171 208H172V206H171ZM2 209H4V208H1V210ZM33 209H34V206H33ZM217 209H218V207H217ZM220 209H218V210H220ZM158 210L156 212H158ZM97 211L98 210H96V212ZM94 212H95V209H94ZM0 213H2V212H0ZM32 213H33V217H35V213L36 212L34 211ZM118 214H119V212H118ZM155 214L159 215L160 213L159 214L155 213ZM162 214H165V213H162ZM113 215L114 214H112L111 216H113ZM213 215H214V212H213ZM155 217L156 216L152 215L151 217L147 218L146 223L148 224V226L150 225V221L152 222L153 221L152 219H154ZM86 218L89 220V222L86 223L87 228H91V227L94 228V226H95L94 219L92 217H90V218L86 217ZM119 218L120 217H118L117 219L119 220ZM128 219L130 220V215H129ZM73 220H74V216H73ZM131 220H132V217H131ZM134 222H135V220H134ZM136 222H138V220ZM158 222H159V219H158ZM158 222H156V223H158ZM141 224H142V222H141ZM118 225L120 226V224H118ZM211 225H213V224H211ZM46 226H47V224H46ZM132 226H133V224H132ZM137 227L140 228V224L137 225ZM153 227H155V224H154ZM122 228H124V227H122ZM135 228H136V225H135ZM163 228H165V227H163ZM126 229L127 228H125L124 230H126ZM154 229L156 230V227ZM166 230L169 231V229H166ZM77 231H79V230H77ZM163 231H164V229H163ZM175 231L177 233V230H175ZM84 232H85V230H84ZM166 232L163 235L164 237L166 235ZM186 232H188V231H186ZM126 233H127V231H126ZM138 233L140 234V233H143V232L141 231V229H139V232H137V234ZM182 233H183V231H182ZM79 234H80V231H79ZM121 234H122V232L120 233V235ZM123 234H124L123 236H125V231H124ZM155 234H156V237H158L156 232H155ZM180 235H181V233H180ZM184 235H183V237H184ZM171 236H172V234H171ZM140 237H142V234H141ZM85 238H86V236H85ZM96 239H97V237H96ZM159 239H160V237H159ZM165 240H167L166 237H165ZM152 241H153V239H152ZM193 241H195V240H193ZM158 242L156 243L157 245H158ZM185 242H186V238H185ZM138 243H139V240H138V242L136 244H138ZM71 247H72V244H71V242H69L67 244V249L69 250V248H71ZM219 247H221V246L217 247L218 250H219ZM137 249L139 250V248H137ZM141 252H143V251H141ZM154 252H156V251H154ZM175 254H176V252H175ZM167 255L168 254H166L165 258L167 257ZM55 256H57L56 253H55ZM140 256H141V253H140ZM64 259H66V258H64ZM154 259L156 260L157 258L154 257ZM156 261H158V259ZM164 261H167V260H164ZM202 261L203 262H205V261L208 262V258L204 257V260H202ZM62 262H66V261L63 260ZM188 262H190V261H188ZM54 263H55V261H54ZM68 264H69V262H68ZM176 264H178V263H176ZM184 264H185V262H184ZM229 264H234V262H230Z\"/></svg>",
  "mask_w": 264,
  "mask_h": 264
}]
</instances>
